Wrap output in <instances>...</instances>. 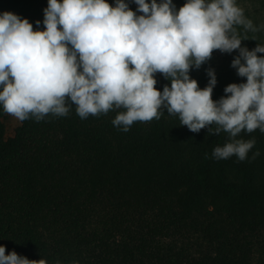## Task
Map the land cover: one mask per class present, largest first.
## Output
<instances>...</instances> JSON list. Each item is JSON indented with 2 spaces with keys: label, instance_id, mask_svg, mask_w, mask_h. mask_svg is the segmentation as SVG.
Here are the masks:
<instances>
[{
  "label": "trees",
  "instance_id": "16d2710c",
  "mask_svg": "<svg viewBox=\"0 0 264 264\" xmlns=\"http://www.w3.org/2000/svg\"><path fill=\"white\" fill-rule=\"evenodd\" d=\"M257 34L247 33L253 50L264 45V30ZM155 78L159 91L170 87ZM118 111L81 119L71 105L68 116L30 118L7 137L0 105L6 255L48 264H264V133L238 137L256 140L246 160H216L227 133H193L166 110L123 132L112 124Z\"/></svg>",
  "mask_w": 264,
  "mask_h": 264
},
{
  "label": "clouds",
  "instance_id": "9594fccd",
  "mask_svg": "<svg viewBox=\"0 0 264 264\" xmlns=\"http://www.w3.org/2000/svg\"><path fill=\"white\" fill-rule=\"evenodd\" d=\"M133 2L136 11L125 0H115L114 7L107 0H48L44 31L13 13L0 14L4 113L20 122H40L49 115L68 116L71 105L81 119L120 110L112 124L128 132L134 122L159 120L166 110L193 133H227L228 142L212 152L216 160H246L256 140L238 137L257 129L264 133V56L258 55L264 45L250 51L242 42L249 40L248 32L264 30V24L255 26L236 0H186L178 10L173 0ZM217 50L239 51L231 66L247 81L228 85L219 101L213 100L214 69H208L203 89L190 76ZM156 74L170 87L159 91ZM259 155L256 151L252 159ZM0 264L48 262L15 251L6 255L0 246Z\"/></svg>",
  "mask_w": 264,
  "mask_h": 264
},
{
  "label": "rangeland",
  "instance_id": "374dc122",
  "mask_svg": "<svg viewBox=\"0 0 264 264\" xmlns=\"http://www.w3.org/2000/svg\"><path fill=\"white\" fill-rule=\"evenodd\" d=\"M133 1V0H132ZM130 2L134 4V2ZM62 2V0H61ZM159 3L160 0H157ZM238 6L244 9L246 17L251 19V16L255 19H260L264 21V7H261L256 0H236ZM176 5L177 10L182 7L186 0H173ZM0 7L6 12L13 13L21 19H27L36 31H44L45 26L43 24L44 20V9L48 7V0H0ZM259 12V13H256ZM253 20V19H251ZM40 21L37 26L36 22ZM243 32V29H239ZM258 33V32H257ZM253 33L254 35H258ZM242 47H247L250 51L253 50L247 46L246 41L242 42ZM239 55V51H234L231 54L221 53L219 50L213 53L212 59L201 66L200 69L193 68L190 71V76L192 79L198 81V85L201 89L205 88L209 83V77L207 75L208 69H214L217 76V86L213 90V100L219 101L225 96L224 89L233 83H246V78L238 76L237 70L234 69L232 65L233 59ZM7 128V137L12 136L15 129L20 124V121L8 115L5 120Z\"/></svg>",
  "mask_w": 264,
  "mask_h": 264
}]
</instances>
